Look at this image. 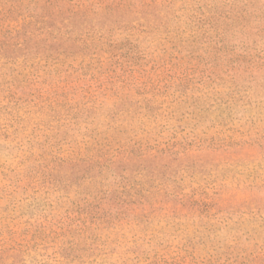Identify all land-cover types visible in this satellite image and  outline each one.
Segmentation results:
<instances>
[{
    "label": "rangeland",
    "instance_id": "rangeland-1",
    "mask_svg": "<svg viewBox=\"0 0 264 264\" xmlns=\"http://www.w3.org/2000/svg\"><path fill=\"white\" fill-rule=\"evenodd\" d=\"M0 264H264V0H0Z\"/></svg>",
    "mask_w": 264,
    "mask_h": 264
}]
</instances>
